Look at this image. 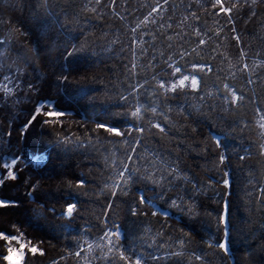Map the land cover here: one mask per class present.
Returning <instances> with one entry per match:
<instances>
[{
	"label": "trees",
	"instance_id": "16d2710c",
	"mask_svg": "<svg viewBox=\"0 0 264 264\" xmlns=\"http://www.w3.org/2000/svg\"><path fill=\"white\" fill-rule=\"evenodd\" d=\"M222 2L0 0L22 87L0 99V232L38 249L21 264H264V0Z\"/></svg>",
	"mask_w": 264,
	"mask_h": 264
},
{
	"label": "snow or ice",
	"instance_id": "6c2138e0",
	"mask_svg": "<svg viewBox=\"0 0 264 264\" xmlns=\"http://www.w3.org/2000/svg\"><path fill=\"white\" fill-rule=\"evenodd\" d=\"M97 2H99V0H97ZM165 2H167V0H165ZM237 2H238V0H237ZM252 2L255 3L256 0H252ZM216 5H219V8H220V12H221V13H226V14H230V13L232 12V10L237 6L236 3H234L232 8H226V7L224 6L222 0H215L214 7H215ZM156 11H157V9H156V8H153V12H156ZM217 14H219V13H217ZM150 15H151V14H150ZM236 39L239 40V37L237 36ZM204 43H205L204 40H201V41H200V44H204ZM242 54H243V53H242ZM170 59H171V58H169V60H170ZM169 66L172 67L171 64H170ZM133 67H135V65H133ZM193 67H194V68H195V67H199L200 70H204V66H203V65H200V66H196V65H194ZM245 68H247V65H245ZM208 70L211 71L210 68H209ZM180 72H181V68L179 67V65H176V66L174 67V69H173V73H172V75L175 76L177 73H180ZM186 81H190V84H191V87L193 88V90H195V89L198 87L199 81H198V79H197L196 76H191V77H189V76H187V75L183 76L182 79L179 80V86H180V87H184ZM165 86H166V85H165V83H163V82L160 84V87H162V88H164ZM175 87H176V86H175V84H174L170 90L175 91ZM226 87H227V86H226ZM152 110H153V112L156 111L155 108H153ZM139 112H140V109H137L135 112H133V115H134V116H135V115H138ZM47 114L50 115V116H60V115H62L63 113H61L60 111L53 110L52 112H49V113H47ZM154 126H155V127H160V125H154ZM260 126H261L262 128H264V124H261ZM98 127H105V125H103V124H98ZM108 130H109V131H113V129H112L111 127H109ZM139 130H140V131H143L142 128L139 129ZM161 130L163 131L162 128H161ZM120 134H121V133L117 132V135H120ZM218 143H219V142H218ZM241 158L243 159V157H241ZM128 159H132V157L129 156ZM223 160H224V157L221 156V162H223ZM16 163H17V161H16L15 158L12 159V161H11L10 164L7 163V162L4 163V167L8 170V171H7V175H8L9 177H11L12 179H16V173L12 170V169H13V165H15ZM126 172H127V179H128V180L134 179V177H133V175H132V173H131V169L127 168V166H125V171H121V172L119 173V176H120L121 178H124V177L126 176ZM2 180H3V174H0V182H2ZM125 182H127V180H126ZM227 183H228V181H225V184H227ZM9 203H14V202L0 201V207H6V206H8ZM140 203L144 204V203H147V201L142 197ZM73 207H74V205H70V206L68 207V209H67V213H68L69 215H71L72 210H73ZM132 211H133V215H135V214H136V209H133ZM220 221L225 222V224H226V231H227V221H226V219H225L224 217H220ZM218 222H219V221H218ZM108 235H109V234L106 233V234H105V237H107ZM0 239H4V240L8 241L9 244H11V241H12V240H17V241H19V238H18V237H11V236H9L8 234H5V233H3V232H0ZM109 243H111V241H109ZM181 243H183V241H181ZM210 243H211L212 246H214V247H219L220 249H223L225 252H229V249H228V247H227V242H226V241H225V242H220V241L216 240V241H212V242H210ZM24 248H25V244H24V243H20V248H19V249H16V248H14V247H9V248H8V255H7V256H4V259L8 262V264H21V262H22V260H23V250H24ZM29 250H30L31 252H33V253H36V252L38 251V249H37L36 247H34V246L31 247ZM109 251H111V249H109ZM229 254H230V253H229ZM77 255H79V253H77ZM121 259H125V257L122 255V256H121ZM197 259H199V257H197ZM136 264H141V261H140L139 258L136 260Z\"/></svg>",
	"mask_w": 264,
	"mask_h": 264
},
{
	"label": "rangeland",
	"instance_id": "374dc122",
	"mask_svg": "<svg viewBox=\"0 0 264 264\" xmlns=\"http://www.w3.org/2000/svg\"><path fill=\"white\" fill-rule=\"evenodd\" d=\"M246 1H252V0H246ZM21 88L22 87H21V83L19 80L18 70L14 69L13 72L3 71L2 65L0 64V99H2V100H14V99H16V96L20 92ZM42 110H45V109H42ZM52 111H53V109L50 108L47 112L49 113ZM52 117H56V116H52ZM43 161H44L43 156H35L32 158V163L36 166L41 165L43 163ZM108 234L109 235L107 237H105V239H104L105 240L104 245H101V246H106V248L113 247L114 244L116 243L115 237L113 238L111 236V233H108ZM114 235L117 238H120L119 232H115ZM13 237H18L19 241L12 240L11 244H9L7 241L8 248L14 247L16 249H19L20 243H24L25 248H27V249L31 248L28 245V243L22 238V236H13ZM109 241H111V243H109ZM24 254H25V251L23 250V257H24ZM7 255H8V252L6 253V256ZM5 262H6V264H8V262L6 260H5Z\"/></svg>",
	"mask_w": 264,
	"mask_h": 264
}]
</instances>
